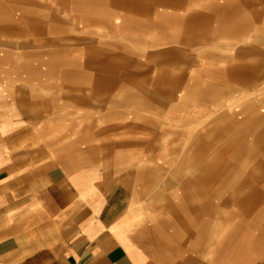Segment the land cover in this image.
<instances>
[{"label": "crops", "instance_id": "0c3cea01", "mask_svg": "<svg viewBox=\"0 0 264 264\" xmlns=\"http://www.w3.org/2000/svg\"><path fill=\"white\" fill-rule=\"evenodd\" d=\"M246 1L214 9L225 15L216 61L232 62L209 76L216 86L197 82L200 68L194 86L166 73L155 125L147 102L105 101L110 84L135 95L146 76L107 72L94 54L97 69L74 68L58 56V32L67 53L75 27L57 6L0 0V264H264V59L247 41L251 14L264 29V8ZM118 3L123 21L153 10V0ZM204 21L189 15L185 39L201 37Z\"/></svg>", "mask_w": 264, "mask_h": 264}, {"label": "rangeland", "instance_id": "374dc122", "mask_svg": "<svg viewBox=\"0 0 264 264\" xmlns=\"http://www.w3.org/2000/svg\"><path fill=\"white\" fill-rule=\"evenodd\" d=\"M38 1H40L43 10H48L51 6H57L58 18L62 22L68 20L75 27V40L71 43V51L69 50L67 53L61 52L67 43L62 33L58 32L59 58L61 56L71 57L69 61L71 60L73 67L76 69L94 70L97 69L95 68L97 63L94 64L88 59V56H90L92 60L94 54L95 56H100V59L105 58L104 66L107 72L131 70L138 72L139 76L147 77L146 79L140 78L136 80L138 82L136 85L137 89L130 91L131 94L135 93V95H127V91L115 90L119 87L110 84L109 88L106 89L105 101L106 103L114 102L116 105H137V107H139L140 103L147 102L152 107L155 125H157L158 121L160 122L161 118L162 99H164L162 78L166 73H170L171 76L176 78L178 73L184 72L187 74L185 84L194 86V78H189V76H193V71L200 68V71L203 72L200 73L201 76L197 82L202 87L216 86L214 82L216 79L213 81L209 76H213L212 72L214 70L219 68L223 70L232 62L216 61L218 58L216 56V48H219L216 39V18L224 17L225 15L217 16L216 13L213 14L215 12L214 9L237 7L241 6V4L245 6L247 3L246 0H153V10H149L147 16L144 9L135 15L126 14L125 21H123L120 17L123 14L119 12L125 10L122 8L123 6L119 5L118 2L120 0H70L72 10L69 12L66 10V0ZM248 5L251 10L253 8H264V0H249ZM163 8H169L172 11L174 9L175 11L180 10L184 15L182 18H175L172 17V14H174L172 13L168 17L162 15L158 19V11L163 10ZM48 11L46 13L47 16ZM194 14L202 16L205 20V31L203 34L201 33V37H197L195 40L185 39V31L188 27L187 18L189 15L192 16ZM115 16L120 17L126 25L124 29L120 28L121 30L117 32L111 24V20ZM250 17V39L247 41L249 46L255 49L254 54L258 53L257 56L264 59V29H257V25L253 21L254 15L251 14ZM80 27L85 28V35L79 34L83 33L80 32ZM130 32L135 34L133 38L129 36ZM151 33L154 36L153 40H149L146 37V35ZM77 34H79V38L86 36L88 42L93 46L80 45V42L76 39V37L78 38ZM196 50L201 51L200 53L205 58L202 67H199L197 63L196 67V64L192 62V60L197 58V55H200ZM238 63L242 64V62L233 61V64ZM111 80L107 79V81ZM159 81L161 82L160 85ZM145 87L147 90L144 91V95H140L143 92L141 88ZM210 96L212 95H201V102L207 105V100H209ZM213 96H217L221 100H225L227 97L226 95ZM94 97H97V95H94ZM143 98L145 99L144 101H142ZM170 98L171 102L176 101V94L171 95ZM185 143L184 148L187 149L190 144L189 142Z\"/></svg>", "mask_w": 264, "mask_h": 264}]
</instances>
